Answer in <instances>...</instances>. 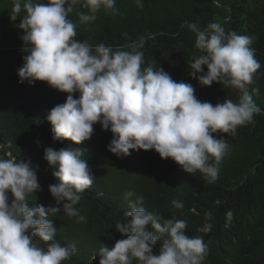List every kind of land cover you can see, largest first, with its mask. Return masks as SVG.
Instances as JSON below:
<instances>
[{"label":"clouds","instance_id":"clouds-1","mask_svg":"<svg viewBox=\"0 0 264 264\" xmlns=\"http://www.w3.org/2000/svg\"><path fill=\"white\" fill-rule=\"evenodd\" d=\"M136 3L143 7L142 0ZM76 5L91 13H79L82 23L95 20L102 7L118 11L115 0H13L10 15L12 21L20 18L16 27L23 31L22 51L27 53L17 70L18 82L43 81L68 94L45 115L52 140L68 139L79 145L90 139L93 125L99 123L102 130L112 133L106 148L117 157L130 155V149L155 150L184 172L192 175L198 170L209 183L215 182L228 144L212 133L235 135L238 126L252 123L262 111L249 92L261 67L250 47L255 38L226 33L219 22L203 30L197 23L186 24L195 33V47L201 52L188 66L189 76L201 86L218 82L242 91L238 102L223 100L213 105L199 100L190 83L174 80L163 68H142L143 53L135 50L142 47V40L130 45L133 51H114L103 43L93 47L78 39L77 25L68 19ZM73 93L79 95L74 98ZM84 152L79 147L44 148L43 159L57 181L48 189L56 206L48 207L28 206V196L40 189L31 162L0 157V264H61L74 255V244L61 245L54 238L56 228L48 217L62 207L69 217L85 221L74 207L94 178ZM132 195L125 193L126 198ZM143 202V197L129 200L131 210L126 216L130 219L115 225L126 238L111 247L101 243L98 264H132L133 260L138 264H202L207 255L203 237L186 235V221L165 219L147 210ZM172 203L183 207L180 202ZM232 215V211L226 213L229 222ZM211 219L212 213L206 212L205 220ZM211 230L207 222L199 229L203 233ZM37 237L46 247L39 245ZM157 243L159 252L153 254Z\"/></svg>","mask_w":264,"mask_h":264},{"label":"trees","instance_id":"trees-1","mask_svg":"<svg viewBox=\"0 0 264 264\" xmlns=\"http://www.w3.org/2000/svg\"><path fill=\"white\" fill-rule=\"evenodd\" d=\"M142 4L139 7L136 0H115L118 11L102 7L95 13V20L84 23L79 13H91L76 5L68 19L77 25V38L93 47L103 43L114 51H133L130 45L142 40V47L135 49L143 53L141 67H161L174 80L190 83L202 102L235 103L242 91L218 82L201 86L189 76L188 66L201 52L195 47V33L186 24L197 23L203 30L209 23L219 22L226 33L235 31L255 38L250 47L255 49L261 67L249 92L262 111L254 115L252 123L238 126L235 135L212 133L228 144L218 165L217 180L209 183L198 170L190 175L171 158L162 159L151 149H130V155L117 157L106 148L112 133L102 130L99 123L93 125L90 139L79 145L68 139L53 141L45 115L68 94L43 81L31 85L18 82L17 70L27 53L22 51L23 31L16 27L20 18L10 19L13 0H0V157L31 162L40 189L28 196V206L48 207L56 206L48 189L57 181L43 159L44 148L85 150L83 158L94 178L74 205L85 221L69 217L62 207L48 217L56 228L54 238L61 245L74 244L76 248L74 255L61 264H98L96 253L101 243L111 247L126 238L115 225L130 219L126 216L131 210L129 200L139 197L144 198L147 210L165 219L186 221V235L203 237L207 255L202 264H264V0H142ZM253 88L259 90L258 94L252 93ZM78 95L73 93L74 98ZM127 192L133 195L126 198ZM9 198L11 201L10 193ZM173 201L183 207L176 208ZM228 211L233 214L230 222ZM206 212L212 213L210 221L205 220ZM206 222L212 224V230L203 233L199 229ZM35 239L46 247L45 242ZM159 247V243L153 246V254H158Z\"/></svg>","mask_w":264,"mask_h":264}]
</instances>
